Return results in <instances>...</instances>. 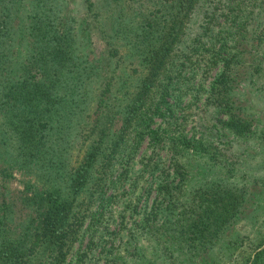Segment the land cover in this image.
Segmentation results:
<instances>
[{
	"label": "trees",
	"instance_id": "trees-1",
	"mask_svg": "<svg viewBox=\"0 0 264 264\" xmlns=\"http://www.w3.org/2000/svg\"><path fill=\"white\" fill-rule=\"evenodd\" d=\"M115 1L102 74L73 55L56 0H0V264H140L120 245L143 264H193L230 259L249 237L232 227L250 186L205 170L261 137L251 124L264 99V0ZM10 168L29 174L16 197L3 189ZM12 203L24 221H9ZM253 254L264 264V244Z\"/></svg>",
	"mask_w": 264,
	"mask_h": 264
},
{
	"label": "rangeland",
	"instance_id": "rangeland-1",
	"mask_svg": "<svg viewBox=\"0 0 264 264\" xmlns=\"http://www.w3.org/2000/svg\"><path fill=\"white\" fill-rule=\"evenodd\" d=\"M98 1H100V4L103 3L100 8L98 6ZM53 3L58 4L61 8L60 13L62 14V19L68 18L71 21L70 25L72 29L71 34L73 45L72 51L74 53L73 55L84 58L88 61H92V65L99 64L101 67V73H106L105 70H102V66L104 68H107L108 63L104 32H111L109 27L110 19L108 18L107 14L108 11L112 8V5L116 3V1L110 0L107 3L106 0H56V2ZM88 3L90 4V6L88 5ZM120 3L126 4L125 2ZM23 7L27 8L25 5ZM97 9L99 10L98 18L95 15H91L92 11H95ZM214 72L215 71H211L210 75L212 76ZM183 75V78L185 77L186 79H188L190 71L186 70ZM1 76L2 68L0 69V83L2 81ZM211 76L203 79L205 86L207 85ZM198 79H202V74L199 76L198 73L196 75V79H194L193 82L197 84ZM257 80L258 81L256 82V88L259 87L260 90L264 91V80L261 79V77ZM251 88H253L252 90H254L253 85L251 86ZM244 89L246 92L245 97L246 99H249V97H251V94L248 92V90H246V88ZM204 95L205 94H203V96ZM203 96H201V99H203ZM183 99L185 100L186 97ZM253 105L254 109L252 111H254V114L252 115L257 116V119H254L252 121L251 127L258 135L261 136L259 137V140L257 137H255V140H258V142L253 143V141H250L246 145H240V148L238 149L239 153L235 156V158L231 157L224 160L227 162L223 163L222 166H218L215 168L211 167L209 169L210 173L205 170V173H207L208 175L213 173L218 174L219 176L223 177L224 180H226V182L229 184H238L239 186H246L248 184V186H250L249 192L247 193L246 200L244 202L245 206L237 220L238 223L234 224V226L232 227L234 229L232 230L233 234H236L238 230L239 232L248 233L249 237H245V239H242V243L232 246V250L235 254L230 259L228 255H220L215 259H210L208 257L206 259L201 258L193 264H250V257H253V253L256 252V250L262 247L264 244V165L261 164V161L264 162V99L257 100L256 98L253 102ZM57 113H59V111ZM255 113L257 114L255 115ZM203 115L205 116L204 113ZM188 119L190 120L188 121ZM188 119L185 125V129H188L189 126L193 123V115H191L190 118L188 117ZM158 121L159 118L156 117L153 125L157 124ZM259 132H261V134H259ZM55 137L60 139V134H55ZM77 140H79V138H77ZM60 144L61 142L59 140H55L54 144H50L49 153L52 155V157L55 158L60 155L62 156L60 152ZM78 144V142L74 143V145L72 144L69 150L75 152V146H77ZM145 148L146 141L144 139L141 141L138 147L136 156H138V154H142ZM233 153H235V151ZM194 162L195 160L192 161V164H194ZM115 166L118 167L117 164ZM247 166H249V170L252 172V174H241L243 169L247 168ZM13 168H10V173H12V175L9 177L5 176L4 183L6 187H3V189L5 190L7 196L13 195L14 197H16L17 193H20V190L24 187H22V180H25L26 176H28L29 174L28 172H25V174L23 172L24 170L19 172L17 169ZM6 171L8 172L9 169H6ZM195 175L198 176L197 173H195ZM208 175H206V177ZM252 176H255L256 179H252ZM189 184H193V182H189ZM141 203L142 202L140 201V204H137V207L140 208ZM25 217V209L21 208L19 204L12 203L9 211V221L11 223L21 222L25 220ZM127 224L129 223L127 222ZM117 227L118 225H116V223L111 222L108 226L109 234H114L117 230ZM250 238L251 240L248 241ZM86 239L87 234L84 235L79 245L75 241L71 248V253L75 251L74 249L76 247L82 248L86 243ZM262 239L263 241L260 243V246L252 249L254 244ZM114 244H119L117 241V236ZM97 250L98 248H96L95 252L93 253V257L90 258H94L95 256H97ZM118 251L121 252L125 257L136 258L137 262L140 264H143L145 262L144 260H147L144 256L139 257V253H133L132 256L129 253H125L122 250V245L118 246ZM146 254L148 255L149 252ZM247 255H249V258L246 261L245 257ZM102 260L103 259H99L95 262L102 263ZM85 261H88V259ZM69 264H73V262H70Z\"/></svg>",
	"mask_w": 264,
	"mask_h": 264
}]
</instances>
